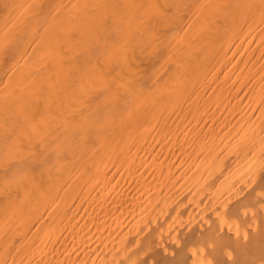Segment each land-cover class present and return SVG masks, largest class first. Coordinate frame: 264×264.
<instances>
[{"label":"bare ground","instance_id":"1","mask_svg":"<svg viewBox=\"0 0 264 264\" xmlns=\"http://www.w3.org/2000/svg\"><path fill=\"white\" fill-rule=\"evenodd\" d=\"M0 264H264V0H0Z\"/></svg>","mask_w":264,"mask_h":264}]
</instances>
